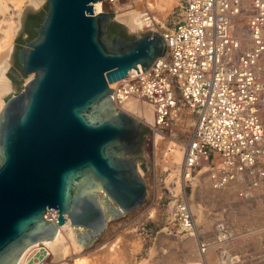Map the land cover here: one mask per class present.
<instances>
[{
    "label": "water",
    "instance_id": "obj_1",
    "mask_svg": "<svg viewBox=\"0 0 264 264\" xmlns=\"http://www.w3.org/2000/svg\"><path fill=\"white\" fill-rule=\"evenodd\" d=\"M101 0H47L35 36L17 51L13 75L35 78L0 113V264H15L29 247L54 237L56 224L101 233L106 210L121 217L143 201L133 159L143 130L117 111L116 82L163 55L161 37H107ZM102 191L115 207H103ZM104 204V202H103Z\"/></svg>",
    "mask_w": 264,
    "mask_h": 264
},
{
    "label": "built area",
    "instance_id": "obj_2",
    "mask_svg": "<svg viewBox=\"0 0 264 264\" xmlns=\"http://www.w3.org/2000/svg\"><path fill=\"white\" fill-rule=\"evenodd\" d=\"M132 1H98L93 16L116 15L114 6ZM143 30L151 31L150 23ZM160 37L165 53L143 72L116 82L113 104L132 97L149 103V128L161 133L172 127L176 112L189 111L194 128L180 180L191 183L203 169L217 190L250 179L238 195L251 197L264 184V0H185L180 20ZM181 196L174 197L171 218L181 234L191 236L193 216ZM215 232L212 242L199 243L204 258L211 246L233 239L222 222ZM216 251L223 258L220 264H240L238 255ZM200 264H206L204 259Z\"/></svg>",
    "mask_w": 264,
    "mask_h": 264
},
{
    "label": "rangeland",
    "instance_id": "obj_3",
    "mask_svg": "<svg viewBox=\"0 0 264 264\" xmlns=\"http://www.w3.org/2000/svg\"><path fill=\"white\" fill-rule=\"evenodd\" d=\"M3 1L10 3L9 0ZM39 1V4L35 6L31 1L24 0L16 10L19 17L17 32L12 35L9 45L11 48L9 61L4 73L5 78H3L5 85H8V91L0 97L2 104L24 91L26 84L36 76L31 73L17 78L13 74L20 69L16 58L18 48L36 35L34 30L39 27L42 14L48 10L47 0ZM153 1L156 20L155 27L151 28V31H139L131 23L122 21L121 13L109 14L111 21L107 25L116 24L133 40L151 33L160 37L162 31L170 30L180 20L185 0ZM134 2L136 3L137 0ZM115 10L117 12V9ZM147 15L142 11L143 17ZM2 17L0 14V19ZM6 22L5 20L2 21L3 24L0 23V43L2 36L6 35L2 33L7 29L8 22ZM179 112L182 114L181 118L188 123L180 124V120L174 118L179 122H174L165 133L155 132V130L152 132L149 128L151 124L140 116L139 119L134 118L140 124L139 128L147 131L145 136L140 138L138 150L133 156L137 173L145 187L143 201L137 208L121 217L114 216L106 210V226L97 236L84 239L82 236L87 233V230L75 229L76 239L81 248L74 253L75 256L78 255L74 260L81 257L93 264H200L203 259L205 261V258L199 255V243L212 242L217 235L215 226L218 222H222L231 230L233 239L219 247L215 244L208 249L205 256L210 255L214 258L211 264L222 262L223 258H220L221 254H218L217 249L238 255L240 264H264V184L261 183L251 197L243 198L238 193L246 189L250 179L244 182H230L225 188L219 189L222 191L231 188L230 193L224 195L222 199L216 198L208 202L199 193L206 181L212 186L205 169L201 170L191 183L185 184L181 181L180 165L177 168V165L170 161L169 153L172 150L170 142H178L184 149V145L192 135L195 117L186 109ZM155 133L160 135L154 145L152 134ZM181 194L193 216L195 231L193 229L191 236L181 234L178 225L172 220L173 217L171 218L174 197ZM102 201L106 209L109 206L115 207L106 198ZM190 240L193 241L190 242ZM62 243L61 247H69L66 241ZM192 250L199 256L198 261L192 262ZM231 254L227 255V259ZM70 255L71 253H68L62 258L60 255L55 257L50 255L46 264L67 263L65 260Z\"/></svg>",
    "mask_w": 264,
    "mask_h": 264
},
{
    "label": "bare ground",
    "instance_id": "obj_4",
    "mask_svg": "<svg viewBox=\"0 0 264 264\" xmlns=\"http://www.w3.org/2000/svg\"><path fill=\"white\" fill-rule=\"evenodd\" d=\"M9 1L11 4L7 3L3 0H0V14L3 16L2 19H0L1 20L0 23H2V21H5V20L8 22L7 27H6L7 28L6 31L3 30L5 32H2V33H6V35L2 36V38H1L2 42L0 43V97L6 91H8V87H7L8 85H5L3 78H5L4 73L7 69V65H8V61H9L8 56H9L10 49H11V48H9L10 41H11L12 35L17 32V25H18V18L19 17H18V12H16V10H17L18 6H20L23 3L24 0H9ZM30 1L35 6L38 5L40 2L39 0H29V2ZM134 1H136V0H133L132 2L124 3L123 5H120V6L119 5L114 6V8L117 9V13H121L122 21H126V22L131 23V25L136 27L139 31H143V27H145L146 23H150L151 28L155 27L156 17L154 16L155 14L153 11L154 10V1L153 0H137L136 3ZM169 3H170V1H169ZM167 5H168V2H167ZM166 8H168V7H166ZM94 11H95V14L100 13L101 9L99 7V4L94 5ZM142 11L146 12V14H148L147 16H149L151 18L150 22H143ZM105 14H106V12H105ZM116 85H117V83H115L114 87ZM4 103L2 104L0 102V113L3 109ZM113 106L116 110H117V108H119L118 110L121 111L125 116H127L130 119H133V120H134V118L139 119V116H140L149 124L152 125V123H153V107L149 103H147L141 99H138L136 97H132L120 106L114 105V104H113ZM178 115H179V118H178ZM181 116H182V114L180 112H176L175 119H179L180 124L186 125L188 123V121L185 119H182ZM176 122L178 123L179 121L175 120V123ZM193 125H194V123H193ZM155 132H159V131H155ZM160 133L152 134V135H154L153 136L154 137V145H155L156 141H158ZM170 140L171 139H169V141ZM170 144H171V148H172V150H170L171 153H169L170 154L169 156L171 158L170 161L172 164H176L177 168L180 165L179 169L181 170L182 165H183L182 160H184L183 153L185 152L186 145H184V149H183L182 145L178 142L176 143V142L172 141V142H170ZM168 146H169V144H168ZM168 146H166V147H168ZM181 162H182V164H181ZM230 191H232L231 188L230 189L228 188V189L222 190V191H219L217 189L214 190V188L212 186H210V184H208L206 181L204 183L203 188L200 189L199 193H200L202 198H204L208 202H212L216 198L222 199L223 196L230 193ZM95 194H97L98 198L100 199L99 203L105 211V207H104V204L102 201L103 198H106L104 193L102 191H99V192H96ZM192 211L195 212V210H192ZM56 215H57V212L54 210H47L46 215H45L46 221H52V223L56 227L54 237H52L51 239L41 243L37 247L27 248L26 254L19 256L15 264H46L47 261L50 259V255L52 257L53 256L55 257V255H58V256L60 255V257L62 258V257H65L68 253H71V255L69 258H66L65 261H67V263L61 262L62 264H93L92 262H89L87 259L81 258V257L77 260H74L76 257H78V255L75 256L74 253L76 251H78V249L81 248V246L79 245V243L76 239V233H75L76 230L73 226L62 228L61 225H57L56 224ZM63 241H66V243L69 246L68 248L67 247L65 248V246L61 247V245L63 244L62 243ZM192 241L193 240H190V242H192ZM59 246H60V248H59ZM59 249L62 251H60ZM189 251H190V249H189ZM59 252H60V254H59ZM191 258H192V262L199 260V256L197 255V253L194 250H192ZM205 261H206V264H211V262L214 261V258H212L210 255H208V256H205Z\"/></svg>",
    "mask_w": 264,
    "mask_h": 264
},
{
    "label": "flooded vegetation",
    "instance_id": "obj_5",
    "mask_svg": "<svg viewBox=\"0 0 264 264\" xmlns=\"http://www.w3.org/2000/svg\"><path fill=\"white\" fill-rule=\"evenodd\" d=\"M106 35H107V37H111L112 35H118L119 37H121L125 40H129V37L125 34V32L123 30L119 29L117 27V25L114 23H111V24L106 26ZM142 136H141V139H142Z\"/></svg>",
    "mask_w": 264,
    "mask_h": 264
},
{
    "label": "trees",
    "instance_id": "obj_6",
    "mask_svg": "<svg viewBox=\"0 0 264 264\" xmlns=\"http://www.w3.org/2000/svg\"><path fill=\"white\" fill-rule=\"evenodd\" d=\"M129 40L131 41L133 39L129 38ZM146 132H147L146 130H143V136H145Z\"/></svg>",
    "mask_w": 264,
    "mask_h": 264
}]
</instances>
